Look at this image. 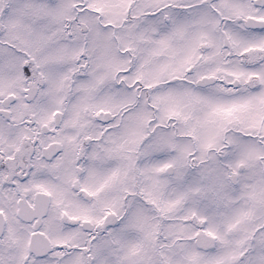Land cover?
Returning a JSON list of instances; mask_svg holds the SVG:
<instances>
[{"label":"snow or ice","instance_id":"obj_1","mask_svg":"<svg viewBox=\"0 0 264 264\" xmlns=\"http://www.w3.org/2000/svg\"><path fill=\"white\" fill-rule=\"evenodd\" d=\"M0 264H264V0H0Z\"/></svg>","mask_w":264,"mask_h":264}]
</instances>
